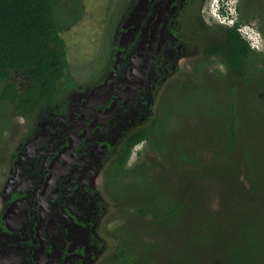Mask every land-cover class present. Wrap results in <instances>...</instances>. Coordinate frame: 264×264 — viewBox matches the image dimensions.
Wrapping results in <instances>:
<instances>
[{
    "label": "trees",
    "instance_id": "obj_1",
    "mask_svg": "<svg viewBox=\"0 0 264 264\" xmlns=\"http://www.w3.org/2000/svg\"><path fill=\"white\" fill-rule=\"evenodd\" d=\"M240 3L236 24L221 28L190 70L179 72L151 123L126 135L105 174L122 221L105 264H264V41L257 51L238 30L257 19L264 36V0ZM83 15L82 0H0V169L12 137L4 130L14 131L18 118L36 109H53L75 85L63 33ZM140 143L156 159L139 152L129 165ZM213 176L232 181L233 200L215 212L190 194L197 179ZM186 217L188 228L173 229L178 234L165 253L139 226L171 227ZM184 244L199 245L198 252Z\"/></svg>",
    "mask_w": 264,
    "mask_h": 264
},
{
    "label": "flooded vegetation",
    "instance_id": "obj_2",
    "mask_svg": "<svg viewBox=\"0 0 264 264\" xmlns=\"http://www.w3.org/2000/svg\"><path fill=\"white\" fill-rule=\"evenodd\" d=\"M207 1L136 0L134 2L133 0L130 7L132 11L127 19L126 27L123 26V28L125 36L129 34L126 31L130 32L131 29L138 31L139 34L133 35L134 38L137 37L136 43L116 48L117 60L110 67L115 76L121 75V77L116 76L119 89L113 95L92 103L89 113L83 116V122L80 124L77 122L73 126L65 124V115L59 110L56 112L54 116L57 119L55 117L54 119L59 123L47 128H51V136L52 128L56 129L57 146L47 156L49 158L47 163L51 162V164L46 166V169H32L38 156L27 160L25 154L24 159L22 157L18 162L28 182L26 183V179L23 178L25 181L23 187L16 185L8 189L5 204L1 208L0 264H89L93 251L88 252L82 237H88L91 220L89 221L87 217H79L65 203L59 207L60 213L65 218H57L62 219L60 221L62 225L59 226L53 222L56 221V218H53V210L57 207V203L53 202L55 198L50 196L52 189L48 192L47 183L50 178L55 177L59 161L72 158L75 176L74 182L71 183L74 187L72 190H77L84 185L89 194V191L94 189V176H98L96 173L99 168L105 166L102 174L105 191L108 197L116 201V198L111 197L107 191L105 174L118 157L116 156L118 151L126 145V135L134 129L151 123L155 114L145 108H149L155 102L157 87L161 86L166 77L160 78L158 71L162 73V69L168 68L175 70L180 62L185 61L186 56H191L188 48H195L193 54L198 55L201 48H207L210 41L220 35L221 28L225 27L210 25L212 17L206 16L209 15L208 12L206 15L205 12L203 13ZM193 5L196 6L195 12L192 9ZM137 12L139 13L136 14ZM190 23L191 26H186ZM130 24H135L136 28H132ZM156 31H162L163 38L158 39ZM184 31H190L194 38L186 39L182 34ZM161 42L165 48H172L175 51L173 58L161 54L163 49L160 47ZM166 54L168 55V52ZM149 66H151L150 69ZM147 69L152 72L154 78L159 79L148 78ZM74 83L70 91L78 87L75 78ZM102 83H105V79ZM164 96L165 94H161L159 101ZM144 100L148 103H144ZM131 109L138 112L136 117L131 116L127 123L122 124L118 121L113 123V112H128ZM142 115L145 117L143 120L140 117ZM107 127H111L112 130H107ZM40 138L37 136L31 145L38 144L37 140ZM51 142L52 140L50 144ZM24 143L28 145V140H24ZM91 147L94 148L91 149ZM12 155L17 158L18 151ZM92 155H96L97 158ZM37 174L41 175V180L37 178ZM53 181L55 183V180ZM51 186L52 184L49 188ZM89 214L86 215L89 216ZM93 225H97V221H94ZM91 242L95 244V240ZM92 243L91 246H93Z\"/></svg>",
    "mask_w": 264,
    "mask_h": 264
},
{
    "label": "rangeland",
    "instance_id": "obj_3",
    "mask_svg": "<svg viewBox=\"0 0 264 264\" xmlns=\"http://www.w3.org/2000/svg\"><path fill=\"white\" fill-rule=\"evenodd\" d=\"M82 1L84 4V15L74 26L70 28L69 31L63 33L67 52V60L70 64L73 76L78 83V87L63 95L59 103L53 109H36L30 113L28 117L18 118L14 131H9L7 134L8 130H4V138L6 136L7 138L9 136L12 137L9 138L7 145L4 148L6 162L3 163V168L0 169V216L2 212L1 208L5 204V197L9 193L8 189H12V187H16V185L17 187H23L25 183L23 178L26 179V183L28 182V179L24 177V171L18 163L21 161L20 159L25 154L27 160H31L33 157L36 158V156H38V160L34 163L32 169H46L45 167L51 164V162L47 163V159H49L47 156L49 155V152L55 149L57 146L58 138L56 139V137L58 134L55 133L56 129L54 130V128H52L53 135L51 136V128L47 127L57 125V122L59 123V121H55L54 119L56 112L59 110L63 115H65V124L70 126H73L76 122L80 124L83 122V116H87L89 113L92 103L99 101L100 98H106L110 95H113L119 89L118 81L116 82V76L121 77V75L116 74L115 76L110 67L117 60L116 48H121L125 44H133L134 42L136 43L135 40H137V37L134 38L133 35L139 34L138 31L131 29L130 32L126 31V33H129L127 36L124 35L126 22L130 16V11H132L130 7L133 3V0ZM135 1L136 0H134V2ZM229 3L231 4L230 8H234L235 11L238 10L239 5H242V3L238 2V0H230ZM208 6L209 9L207 11ZM192 9L195 12L196 6L193 5ZM231 9L230 11L233 12ZM220 11H222V8ZM207 12L209 15H206ZM217 12L218 6L215 5L212 0H208L205 4L203 13L207 17H212H209L210 25H222L225 27L233 25V23L227 22L224 17L219 16ZM258 12L262 13L261 7L258 8ZM138 13L139 12L136 14ZM251 24V26L256 28L258 35H263V33L256 27L258 26L257 19H253ZM130 26L132 28H136L135 24H130ZM186 26H191V23L186 24ZM239 32L242 38L252 42V35H250L248 31H245L241 28L239 29ZM143 34L144 33H142V35ZM156 34L158 39L163 38L162 31H156ZM182 34L186 39L188 38L189 40H192V38H194L190 31H184ZM160 47L163 48L161 54L171 56L170 58L174 57L175 51L172 48H165L162 42ZM254 49L258 51V48ZM188 50L191 52V56H186L184 58L185 61L182 63L180 62V65L175 70H169L168 68V71L162 69V73L158 71V73H160V78L166 77L163 79L161 86L157 87V92L155 93L154 97L155 102H153L149 108H145V110L148 109L149 111H154L157 107V102L161 98V94L163 95L169 86H172L176 81L179 80V72H188L190 70L191 64L193 60H195V55L193 54V52L195 53V48H188ZM260 50L263 49L260 48ZM166 52H168V55ZM140 63L143 65L142 62ZM150 68L151 66H149V69ZM146 71L148 73V78L157 80L159 79L154 78L150 70L147 69ZM14 78L15 80L19 81L21 86L26 83L24 82L25 78L20 74L14 76ZM104 79L105 83H102ZM171 90L172 87H170L168 91L171 92ZM225 90L226 89L223 90V88H220L218 92L224 94ZM181 94L185 95L183 91ZM145 97H147V95H145ZM144 103H148V101L144 100ZM179 106H181V103H179ZM136 113L138 114V112L133 111L132 109L128 112H113V123L116 121L122 122V124L127 123V120L131 116H137ZM185 115L189 116V111H186ZM140 117H142V120L145 119L143 115ZM2 127L9 129V125H4ZM107 130H112V128L107 127ZM37 136L38 138L41 137L39 140H37L38 144L31 145V142L36 140ZM24 140H28V145L24 143ZM51 140L52 142L50 144ZM92 141L93 140H91V142ZM201 146L203 147L202 144ZM93 148L94 147H91V149ZM16 151H18L19 155L17 158L12 155V153ZM139 152H141L140 157L142 159H156L155 154L150 150V147L147 146L146 143H140L135 147L132 157L129 161V165L136 161L138 158L137 156H139ZM92 157L97 158L96 155H92ZM70 159L67 161H59L60 164L57 165L55 177L50 178L47 183L48 192H50L52 189L50 196H53L55 198V200L53 199V202L57 203V207L55 210H53V218H56V221L53 222H56L59 224V226L62 225L60 224V221H62V219L65 217L62 213H60L59 207L65 205V203L68 204L79 217H87L89 221L91 220L88 237H82L88 252L93 251L91 255L92 259H89L88 263L105 264V261L110 254V249L115 243L113 233H115L114 231H116L117 228L122 224V221L120 222V220L116 219V216L119 212L115 207L116 201L108 197L109 195L105 191L102 178L105 166L99 168L98 172L96 173L98 176H94V189L89 191L88 188V194L87 188H85L84 185L78 187L77 190H72L74 187L71 183L74 181L75 176L73 174V160L72 158ZM13 161L17 163H12ZM153 163L156 162L153 161ZM243 175L244 174L242 171L240 177L241 181L246 180L245 176ZM37 178L41 180V175L37 174ZM53 180H55V183ZM230 180V178H224L222 182L221 179L216 176L197 179L196 187L190 194L198 196L201 199V205H207L214 212L220 211L224 202H231L233 200L232 193H229L230 188L228 185ZM50 184H52L51 188H49ZM31 185H33V183ZM181 186L185 187L184 185ZM133 211L138 213L136 206H134ZM87 213H90L89 216L86 215ZM130 215L135 216L131 213ZM186 219L187 217L183 222H181V219L177 218V224L172 223L171 227L159 226L154 230L151 229L154 226L152 223L146 225L145 223H140L141 225L139 226L145 229V234L153 236V244L155 247L163 248L165 253V250L168 248H173V241L171 242L168 239L171 236L178 234L175 230H183L188 228L190 222L186 221ZM94 221H97V225H93ZM137 231L139 232V229ZM186 232L187 231H184L183 234L185 235ZM92 240H95L96 245L91 242ZM137 240L139 241V236L137 237ZM91 243L93 246H91ZM198 246L199 245L191 248L184 244V249L182 250L191 253H197Z\"/></svg>",
    "mask_w": 264,
    "mask_h": 264
},
{
    "label": "clouds",
    "instance_id": "obj_4",
    "mask_svg": "<svg viewBox=\"0 0 264 264\" xmlns=\"http://www.w3.org/2000/svg\"><path fill=\"white\" fill-rule=\"evenodd\" d=\"M228 2L230 1V0H227ZM212 2L215 4V5H217V6H219V16L221 15V17H224V19L227 21V22H230V23H233V25L232 26H234L235 24H236V20H237V10L235 11V9L233 8V9H231L230 8V3L228 4V7L231 9V10H233V12L232 11H230V9L228 8V7H225V0H212ZM221 8H222V11H220L221 10ZM208 9H209V6L207 7V11H208ZM217 12V13H218ZM211 17V16H210ZM226 22V23H227ZM244 29L245 31H248L249 33H250V35H252V32H253V30L256 32L257 30L253 27V26H251V25H241L239 28H238V30L239 29ZM251 28L253 29L252 31H251ZM258 38H259V43H260V45H259V47H254L253 45H252V42H250V41H248V40H246L245 38V40L251 45V47H254V48H258V50H260V48H262V46H263V40H262V37H261V35H258Z\"/></svg>",
    "mask_w": 264,
    "mask_h": 264
},
{
    "label": "built area",
    "instance_id": "obj_5",
    "mask_svg": "<svg viewBox=\"0 0 264 264\" xmlns=\"http://www.w3.org/2000/svg\"><path fill=\"white\" fill-rule=\"evenodd\" d=\"M225 7H228V4H229V2L227 1V0H225ZM218 11H219V6H218ZM218 14H219V12H218ZM221 16V15H220ZM253 29L251 28V31H252ZM252 45L254 46V47H259V45H260V43H259V38H258V33L257 32H255L254 30H253V32H252Z\"/></svg>",
    "mask_w": 264,
    "mask_h": 264
},
{
    "label": "bare ground",
    "instance_id": "obj_6",
    "mask_svg": "<svg viewBox=\"0 0 264 264\" xmlns=\"http://www.w3.org/2000/svg\"><path fill=\"white\" fill-rule=\"evenodd\" d=\"M82 180V179H81ZM74 182V181H73Z\"/></svg>",
    "mask_w": 264,
    "mask_h": 264
}]
</instances>
